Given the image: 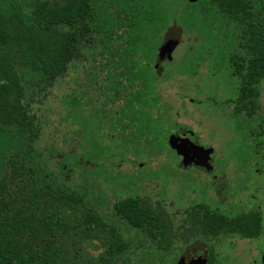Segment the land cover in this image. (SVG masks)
I'll use <instances>...</instances> for the list:
<instances>
[{
  "label": "trees",
  "instance_id": "trees-1",
  "mask_svg": "<svg viewBox=\"0 0 264 264\" xmlns=\"http://www.w3.org/2000/svg\"><path fill=\"white\" fill-rule=\"evenodd\" d=\"M166 3L0 0V131L9 140L0 148V264H132L127 256L131 244L121 231L98 214L91 195L67 185L69 180L61 176L66 165L51 173L42 165L45 158L36 148L41 125L33 108L90 55L106 86L111 83L107 93L124 102L113 124L122 147L141 149L147 157L165 147L171 151L168 140L181 125L170 121L168 106L155 91L160 77H170L163 69L180 42L163 48L161 33L174 23ZM180 18L186 28L209 26L223 36L217 44L209 34L219 57L213 72L216 65L224 67L236 84L234 113L251 117L259 109L257 87L264 81V0H185ZM191 54L190 48L186 60ZM155 59L156 66H149ZM78 102L74 99L71 108ZM255 145L261 149L262 142ZM108 208L125 229L151 243L162 261L176 242L197 238L193 228H178L162 205L148 198L128 196ZM190 210L195 209L187 208V215ZM223 220L224 229L241 238L260 234L239 228L242 221L258 224L257 214ZM215 235L198 238L210 241Z\"/></svg>",
  "mask_w": 264,
  "mask_h": 264
},
{
  "label": "rangeland",
  "instance_id": "rangeland-1",
  "mask_svg": "<svg viewBox=\"0 0 264 264\" xmlns=\"http://www.w3.org/2000/svg\"><path fill=\"white\" fill-rule=\"evenodd\" d=\"M184 3L185 0H167L165 4L166 13L174 19V23H170L161 35L165 37L176 30L181 34V40L169 53L170 63L163 69L169 72L170 77L166 81L160 79L155 85V91L161 101L170 107L167 112L171 121L188 123L198 135L201 145H212L216 151L213 166L225 165L226 169L225 174L218 177L220 180L229 178L232 186V192L227 198L231 204L241 199V193H244L236 180H248V172L242 166L250 172L249 187H252L250 183L256 179L254 162L257 164L258 161L251 151L254 144L251 131L262 130L258 139L264 142V82L257 88L260 109L252 118L235 116L228 108L221 110V103L233 98L236 90L235 81L228 78L222 65H216V71L213 72L219 57L218 48L211 46L209 34L216 36L217 44L222 42L223 36L209 26L186 28L180 18ZM190 48L193 54L186 60ZM156 63L157 59L148 65L152 67ZM160 71L158 68L156 72ZM100 73L99 66L89 55L85 63L74 64L68 76L55 85L42 104L34 106L33 111L41 125L36 148L42 151L45 158L42 165L50 173L57 171L62 163L66 165L67 173H61V176L69 180V188H77L81 193L91 195L98 214L112 221L131 244L127 256L132 264H171L179 253L173 252L162 261L159 254L154 253L151 243L144 242L135 230L125 229L114 219L108 205L138 195L153 203L162 199L168 212L173 214L176 209H182L202 198L206 202L213 201L214 196L207 187L209 180L198 173L190 172L195 176L193 179L188 174L184 176L180 172L175 173L181 163L177 155L166 147L159 149L166 151L164 154L159 152L148 157L141 149L137 153L133 152V148L124 149L116 136V130H112L116 119L111 117L117 116L114 113L118 112L123 101L116 102L113 94H107L111 83L106 86V80ZM113 83L115 86V81ZM180 85H184L183 89H180ZM194 85L202 92L190 88ZM74 99L80 101L75 109L71 108ZM190 99L201 103L194 105ZM185 108L190 110L185 111ZM74 119L77 123L73 122ZM8 143L7 136L0 131V148L6 147ZM191 187L192 191L193 187L205 190V195L192 193ZM259 205L264 218V201L259 202ZM262 244L245 241H238L230 247L220 244L216 247V251L222 255L218 261L220 264H251L254 259L255 264H259L258 256L252 255L249 248L255 246L263 250L264 241ZM147 251L153 256L152 260L146 257Z\"/></svg>",
  "mask_w": 264,
  "mask_h": 264
},
{
  "label": "flooded vegetation",
  "instance_id": "flooded-vegetation-1",
  "mask_svg": "<svg viewBox=\"0 0 264 264\" xmlns=\"http://www.w3.org/2000/svg\"><path fill=\"white\" fill-rule=\"evenodd\" d=\"M155 66L156 65H154V67ZM157 73H159V76L162 74L161 71ZM190 88L195 90L196 92H200V93L202 92L195 85L190 86ZM126 91L127 93H129L130 89L128 88V90L126 89ZM235 93H236V90H235ZM112 96L114 100H116L115 94H113ZM234 98H235V95L233 98L223 101L220 107L221 110L228 108V109H231L233 115L244 116L245 118H248V119L252 118L258 113V110L260 109L259 92H258V99H257L259 103V109L251 117H247L243 112L240 115H236L234 113V102H233ZM210 100L213 101L214 104H216L213 98H210ZM103 101L106 102L105 100ZM117 101L118 100H116V102ZM190 101H191L190 103L194 102L193 103L194 105H197V104L199 105L201 103L198 100L193 101V99H190ZM165 104L168 106L167 103ZM169 108L170 107L168 106V109ZM186 110H190V108L189 109L185 108V111ZM117 111L118 112L114 114L119 116L120 107L118 108ZM112 113L113 111H111V114ZM201 115H204V113L203 114L201 113ZM117 116H111V117L116 118ZM172 122H174V124H178L181 126H178L174 131H172L171 137L169 138L168 143L178 130L185 129L186 130L185 137L194 147L203 148V150H206V151L210 150L209 156L207 158L205 157L204 153L200 151H199V154L189 151L186 156H183L170 146L171 151L174 152L175 155H177L181 163V165L178 166V170L176 169L175 173L180 172V174L184 176L188 174L190 175L192 179L195 178V176L190 174V172L204 175L209 180V182L207 183V187H208V191L212 193V195L214 196V200L211 202H206L204 198L199 199L193 204L187 205L183 207L182 209H176L173 212V214H170L168 212L167 208L161 202L162 199H159L161 201L154 202L155 204L160 203L162 205L163 209L167 211V213L172 217V220L175 226H177L178 228L179 227L181 228L183 226L191 227L194 230L193 233L197 237L188 244L183 243L181 241H178L174 244L173 248L171 249L172 253L177 252L179 254L175 256L174 259H172L171 264H220L218 260L222 258V255L220 254V252L216 251L217 249L216 247H218L220 244L230 247L231 245L236 244L238 241H245L251 244L253 242H257L259 245L262 246L263 245L262 242L264 241V218L260 210L261 206L259 205V202L264 201V142H262L261 149H258V150L254 149V147H256L255 144L257 142H261L259 141L258 137L262 133V130H258L255 132L251 131V134L254 136V139H253L254 144L252 146L251 151L253 152V154L255 155V158L258 161L257 164L254 162V174L256 175V179L255 181H252L250 183L252 187H249L248 184L251 179V175L249 174L250 172L248 171V168H246L245 166H242L248 172V180H246L245 182L243 181L239 182L236 180V182H238L241 190L244 191V193H241L243 197L239 200H236V202H232L231 204H229L227 198L229 194L232 192V186L230 184L229 178H227L226 180L225 179L220 180L218 177L219 175L221 176L224 175L225 174L224 172L226 169H225V165L215 166V167L213 166V159L216 156V151L212 148V145H201L198 141V135L194 132L193 127L189 125L188 123H180L177 120H174ZM112 130H116L115 131L116 136L119 135L120 130L118 127H114L112 128ZM133 152H136V151L133 150ZM165 152L166 151L164 150L160 151L161 154H164ZM243 154L245 155V153ZM197 155H199V158L202 157L204 159L205 157V160H198L196 158ZM138 166H141V165L139 164ZM218 168L219 170L217 171ZM193 188H194V191H192V187L190 188V191L192 193L198 192L199 194H202L203 196L205 195V190H201L198 187H193ZM131 196H138V195H131ZM139 197H143V196H139ZM237 204H239V206ZM170 205H172V202H170ZM189 207H193V209L195 210H190L191 214L187 215L185 211ZM199 210H204L205 214L202 212H199ZM250 214H257L259 218V223L250 224L248 220L246 221V223L242 221V223L239 224V228H242L243 230H248V231L253 230V232H254V229L258 230L260 234L257 238H248V239L241 238L239 234L235 233L234 231L232 230L227 231L224 229L226 228V225L223 220L224 217L232 218L235 216L250 215ZM214 233H216L215 235L216 237L215 239L210 240V241L201 240L198 238V237H204V236L211 237V235H213ZM197 246H200L198 247L199 250L194 249ZM203 248L206 250L205 253L202 252ZM249 250L252 255H255V257L258 256L259 264H264V249L262 250L258 247L253 246L252 249L249 248ZM154 251H155L154 253L157 252L155 247H154ZM146 254H149L148 251ZM255 263L256 262L253 259L251 264H255Z\"/></svg>",
  "mask_w": 264,
  "mask_h": 264
},
{
  "label": "water",
  "instance_id": "water-1",
  "mask_svg": "<svg viewBox=\"0 0 264 264\" xmlns=\"http://www.w3.org/2000/svg\"><path fill=\"white\" fill-rule=\"evenodd\" d=\"M180 41V33L179 31H171L169 32L166 36H165V39H164V42H163V48L165 50L169 49L170 47H172L173 45H175L176 43H178ZM185 133H186V130L185 129H180L178 130L174 136L170 139L169 141V145L175 149L177 152H179L181 155L183 156H186L187 153L189 151L191 152H195L197 154H199V151L200 152H203L205 157L207 158L209 156V153H210V150L209 151H206V150H203V148H199V147H194L185 137ZM203 156V155H202ZM205 157L204 159L201 157L199 158V155L196 156V158L198 160H205ZM200 246H197L195 247L194 249L195 250H199ZM202 252H206V250L203 248V251Z\"/></svg>",
  "mask_w": 264,
  "mask_h": 264
}]
</instances>
